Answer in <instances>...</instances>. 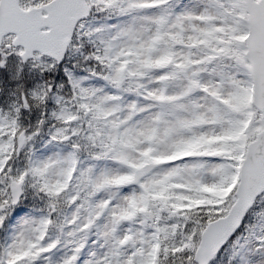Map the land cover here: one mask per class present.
Here are the masks:
<instances>
[{
    "label": "snow or ice",
    "instance_id": "6c2138e0",
    "mask_svg": "<svg viewBox=\"0 0 264 264\" xmlns=\"http://www.w3.org/2000/svg\"><path fill=\"white\" fill-rule=\"evenodd\" d=\"M0 264H264V0H0Z\"/></svg>",
    "mask_w": 264,
    "mask_h": 264
}]
</instances>
